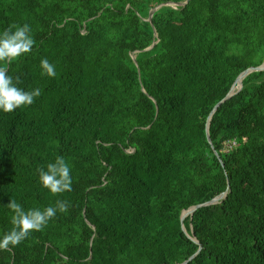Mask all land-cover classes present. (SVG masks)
Masks as SVG:
<instances>
[{"label":"trees","instance_id":"trees-1","mask_svg":"<svg viewBox=\"0 0 264 264\" xmlns=\"http://www.w3.org/2000/svg\"><path fill=\"white\" fill-rule=\"evenodd\" d=\"M183 1L0 0V33L28 23L35 40L0 66L41 89L0 111V238L11 199L69 202L0 264H177L195 252L184 264H264V69L216 106L205 136L236 76L264 63V0ZM57 156L72 190L54 196L37 170Z\"/></svg>","mask_w":264,"mask_h":264},{"label":"clouds","instance_id":"clouds-1","mask_svg":"<svg viewBox=\"0 0 264 264\" xmlns=\"http://www.w3.org/2000/svg\"><path fill=\"white\" fill-rule=\"evenodd\" d=\"M14 29V30H13ZM35 44L32 29L28 23L11 25L0 33V65L11 64L19 57L30 53ZM41 75L55 77V65L47 58L40 61ZM21 83L20 77L8 75L7 69L0 66V111L11 113L17 108L30 106L34 99L41 95V89L35 88L25 91L17 85ZM39 182L52 195H59L72 190L71 169L63 156H57L55 161L47 164V170L38 168ZM13 215L11 216L12 228L0 238V251H8L10 247L18 246L32 232L42 231L48 222L55 218L57 212L67 213L69 202L57 200L55 206L44 209L32 208L25 210L15 199L7 204Z\"/></svg>","mask_w":264,"mask_h":264},{"label":"water","instance_id":"water-1","mask_svg":"<svg viewBox=\"0 0 264 264\" xmlns=\"http://www.w3.org/2000/svg\"><path fill=\"white\" fill-rule=\"evenodd\" d=\"M187 0H184L183 1V3H185ZM171 2H173V1H171ZM181 4H183L182 2H180ZM163 4H166V3H163ZM161 4H159V5H157V6H155L154 8H151V9H149L148 10V14H147V17H146V19H145V21H147V22H150V18H151V15H152V12L154 11V9L155 8H157L158 6H160ZM156 42V41H155ZM154 42V43H155ZM153 43V44H154ZM153 44H151L150 46H148L147 48H150V47H152L153 46ZM131 59L135 62V59H134V54H132L131 55ZM261 69H264V63H262V64H259L258 66H251V67H247V68H245L243 71H241L237 76H236V78L234 79V81H233V83L231 84V86L229 87V89H228V91L226 92V94H225V96L218 102V103H216L214 106H213V108L210 110V112L208 113V115H207V117H206V120H205V136H206V139H207V141L209 142V138H208V134H207V127H208V121H209V119H210V116H211V114H212V112L214 111V109L216 108V106L221 102V101H223L224 99H226L227 97H229V96H231L232 95V93H233V90H232V85L238 80V87L234 90V91H237L239 88H240V79L244 76V75H246L248 72H250V71H252V70H261ZM225 196V192H222V193H220L219 195H217V196H215V197H213L212 199H210L209 201H206V202H203V203H200V204H195V205H192V206H190V207H188L187 209H185V210H183V211H181V213H180V216H179V219H180V221L183 219V217L185 216V215H191V212L194 210V209H196L197 207H199V206H202V205H206V204H212V203H215L218 199H220V198H222V197H224ZM181 230L183 231V233L185 234V235H187L186 234V232H185V230H184V228L181 226ZM191 238V237H190ZM194 242H197L194 238H191ZM196 253V252H195ZM194 253V254H195ZM194 254H192L191 256H189L188 257V259H190ZM187 259V260H188ZM187 260H185V261H183V262H181V263H177V264H184Z\"/></svg>","mask_w":264,"mask_h":264},{"label":"rangeland","instance_id":"rangeland-1","mask_svg":"<svg viewBox=\"0 0 264 264\" xmlns=\"http://www.w3.org/2000/svg\"><path fill=\"white\" fill-rule=\"evenodd\" d=\"M170 4H171V5H176V4H178V3H173V2H170ZM229 145H231V144H227V143L225 144V143H224L223 150H225V149L229 148Z\"/></svg>","mask_w":264,"mask_h":264},{"label":"bare ground","instance_id":"bare-ground-1","mask_svg":"<svg viewBox=\"0 0 264 264\" xmlns=\"http://www.w3.org/2000/svg\"><path fill=\"white\" fill-rule=\"evenodd\" d=\"M238 80L232 85V90L236 89L238 87Z\"/></svg>","mask_w":264,"mask_h":264},{"label":"built area","instance_id":"built-area-1","mask_svg":"<svg viewBox=\"0 0 264 264\" xmlns=\"http://www.w3.org/2000/svg\"><path fill=\"white\" fill-rule=\"evenodd\" d=\"M230 143H233V142H230Z\"/></svg>","mask_w":264,"mask_h":264}]
</instances>
